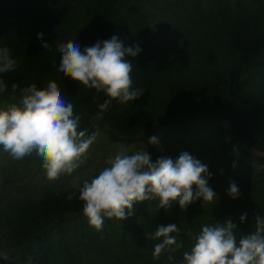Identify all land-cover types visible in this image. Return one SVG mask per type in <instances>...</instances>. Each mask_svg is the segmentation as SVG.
I'll use <instances>...</instances> for the list:
<instances>
[{
    "label": "trees",
    "instance_id": "16d2710c",
    "mask_svg": "<svg viewBox=\"0 0 264 264\" xmlns=\"http://www.w3.org/2000/svg\"><path fill=\"white\" fill-rule=\"evenodd\" d=\"M167 30L177 32L178 40L166 44ZM113 35L125 47L142 49L126 59L133 63L132 87L143 94L125 104L113 100L103 118L94 119L98 105L110 98L64 77L56 47L71 40L83 50ZM0 47H8L19 65L0 74L7 85L0 105L19 104L23 87L56 81L81 117V130H107L115 142L145 139L153 163L167 158L163 144L188 119L220 118L229 131L211 124L204 129L216 138L218 157L235 177L229 181L242 187L236 199L222 186L216 202L194 201L187 209L159 208L158 198L138 202L132 216L105 218L97 231L83 215L77 188H58L54 180L35 183L30 172L22 174V163L42 161L33 153L12 166L15 174L0 178V264H184L183 253L202 226L231 220L239 240L255 230L257 214L264 218V167L258 168L264 161L250 157L240 142L264 153V0H0ZM152 136L158 144L148 143ZM168 224L178 226L172 235L183 247L153 259L160 240L146 232Z\"/></svg>",
    "mask_w": 264,
    "mask_h": 264
},
{
    "label": "clouds",
    "instance_id": "9594fccd",
    "mask_svg": "<svg viewBox=\"0 0 264 264\" xmlns=\"http://www.w3.org/2000/svg\"><path fill=\"white\" fill-rule=\"evenodd\" d=\"M43 35L38 33V38L42 39ZM51 46L47 42L43 44L49 51ZM56 50L61 54L58 71L64 77H71L80 85L110 98L98 105L94 119H102L113 100L125 104L143 94L142 90L132 87L133 63L126 59L142 51L138 45L125 47L113 35L83 50L71 40L57 45ZM18 66L10 49L0 47V74L15 71ZM18 87L13 83L12 92L16 93ZM6 88L5 81L0 79V93ZM19 91V104L0 109V147L17 160L35 153L42 159L49 180H57L62 174L71 175L86 159L99 132L89 135L88 129H80L81 117L74 114V105L64 98L56 81L43 88L33 83ZM148 143L158 144L157 137L152 136ZM106 164L90 181L76 185L79 200L83 202V215L97 231H102L105 218L124 221L132 216L133 206L138 202L158 198L159 208H170L178 201L181 209H187L196 200L203 198L205 203H211L216 197L208 185L211 173L207 165L186 151L175 160L162 157L153 163L147 150L131 154L119 150ZM228 194L233 199L239 197L235 182L230 184ZM73 195L75 193L70 194L68 200L73 199ZM246 219L247 213L240 216L242 223ZM235 229L237 225L231 220L202 226L190 251L183 253L184 264H264V218L257 214L255 230L239 240ZM178 232L176 224L158 226L154 233L146 232L148 239L160 240L154 247L153 259H159L166 250L172 252L183 247L172 235Z\"/></svg>",
    "mask_w": 264,
    "mask_h": 264
},
{
    "label": "rangeland",
    "instance_id": "374dc122",
    "mask_svg": "<svg viewBox=\"0 0 264 264\" xmlns=\"http://www.w3.org/2000/svg\"><path fill=\"white\" fill-rule=\"evenodd\" d=\"M156 12L159 13V10H156ZM166 37L167 38L172 37V39L177 38L173 34H170L169 36ZM3 108L6 107H2L0 109ZM211 121L213 122V120ZM207 122H209V120L204 121V123ZM204 133H205L204 131L200 132L196 128L186 132L185 135L181 134L182 135L181 138H176L172 142V144L171 143L168 144L167 150L169 152L170 158H172L173 160L177 159L182 152L186 151L178 148L177 143H180L183 145V148L186 147L188 149H191L192 153H194L196 157L198 155L199 159L203 161V164L207 165L208 170L211 173V176L213 177V181H212L213 183H209L208 185L216 193V197H218L219 190L217 189H219L223 184L225 190H229V186L232 183L231 181H229V179L232 180L235 179V177L231 175L230 170L229 168H227L226 164H222L217 161L216 158L218 156V148L214 146V142H211V140H209L208 144L204 143L203 137H207V136H202V134ZM106 136H107L106 130L99 132V135L97 136L95 142L90 146L86 154V159H84V162L79 166V168H77L76 171L71 175L62 174L59 179L54 180L55 182L58 181L57 184L58 188L64 187L66 183L69 184V187H73V188L76 187V185L81 186L85 180H89L92 177V175L96 174V172H100L104 167H106L107 159L110 157H114L117 151L119 150H127L129 154L138 150H143L140 141L134 143L118 142L117 144H115L114 142L107 140ZM244 146L246 148V151H248V153L255 156H261L264 158V154H260L254 150H251L249 146L246 145ZM23 161H24L23 159L22 160L13 159L8 153L3 151L2 147H0V178L4 177L5 175L15 174L16 170L12 168V166L17 165ZM38 162H37L38 166L35 163L27 164L25 162L22 163L19 168L22 170L23 175L28 174V172H30V178H32L35 183H39L46 180L49 181V179L46 177L45 170L42 167L43 161L40 160ZM213 185L217 187L216 190ZM194 190H195V186H194ZM216 197L214 199H216ZM199 200L204 202L203 198Z\"/></svg>",
    "mask_w": 264,
    "mask_h": 264
}]
</instances>
